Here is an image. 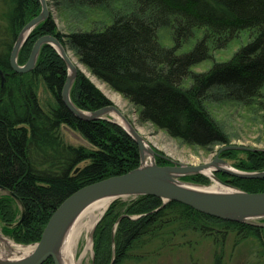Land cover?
Wrapping results in <instances>:
<instances>
[{
    "label": "trees",
    "instance_id": "obj_1",
    "mask_svg": "<svg viewBox=\"0 0 264 264\" xmlns=\"http://www.w3.org/2000/svg\"><path fill=\"white\" fill-rule=\"evenodd\" d=\"M0 15V218L15 222L5 232L25 242H38L55 210L80 188L138 168L137 141L104 118L77 117L64 103L62 90L68 66L57 49L42 45L36 66L15 71L11 54L20 32L42 11L41 0H1ZM84 25L61 33L49 16L22 46L18 60L28 61L43 35H55L97 78L119 92L136 109L139 120L151 122L186 144L208 149L230 138L209 109V101L231 100L255 107L264 97V0H59ZM85 9L79 14L80 9ZM169 29L173 45L160 31ZM238 39V48L224 60L215 52ZM194 41L191 49L184 47ZM214 60L210 68L194 67ZM3 72V75H2ZM3 76L5 79L3 80ZM43 82L54 96L45 108L38 95ZM71 98L80 109L95 111L112 100L84 73L78 72ZM76 128L93 148L64 141L61 126ZM264 162V152H251ZM244 162V161H243ZM250 162V161H249ZM83 166H81V164ZM251 163V162H250ZM240 166H246L242 164ZM246 167L264 171L252 164ZM217 175L249 192H264V177L246 178L223 171ZM188 179L208 182L201 175ZM2 191V189H0ZM18 198L23 209L17 218ZM125 208L113 238V225ZM139 215L137 218H132ZM17 218V219H16ZM182 230L237 232L260 242L264 225L223 219L179 202L142 194L114 202L97 227L95 264H125L148 239L164 236L169 227ZM43 264H55L49 258ZM215 264H221L219 258Z\"/></svg>",
    "mask_w": 264,
    "mask_h": 264
},
{
    "label": "rangeland",
    "instance_id": "obj_2",
    "mask_svg": "<svg viewBox=\"0 0 264 264\" xmlns=\"http://www.w3.org/2000/svg\"><path fill=\"white\" fill-rule=\"evenodd\" d=\"M47 3L50 16L55 19L58 30L61 33H68L84 25L82 21L85 19L79 20L77 18L78 14H75L71 7H67V10L63 9L61 7L62 4H59V0H47ZM3 12L4 6L0 0V15H2ZM83 12H85L84 8L79 10V14H83ZM160 34L162 42L166 46L173 45L174 41L169 29H161ZM240 42V40L235 39L227 46L216 51L215 61L229 58L238 48ZM193 43L194 41L187 44L184 47V51L191 49ZM68 53L76 59L78 72L81 71L88 76L112 100V105L116 106L121 111L127 118L128 123L133 126L140 136L147 141L150 148L155 151L152 155L154 157V162L158 166L199 165L213 162L215 157L219 156L223 159V162L218 163H224L234 170L241 172H261L246 167L247 165L251 166V163L259 166L258 168L264 169V162L258 161L255 158L249 159V157L252 156L251 152H264V101L255 107H249L231 100L211 99L209 101V109L228 134L230 141L225 145L216 144L211 148L201 149L190 146L181 139L172 137L165 130L154 126L151 122L140 121L135 107L127 99L119 92L112 89L107 83L92 74V72L79 61L72 50H68ZM213 62L214 60L203 62L194 67V69L201 71L210 68ZM38 95L42 105L46 109L54 103L52 92H50L42 81L39 83ZM82 110L92 112L85 109ZM116 115L115 110H109L102 115V118L116 123L128 132V130L118 122L115 117ZM61 136L64 141L69 144L93 148L92 144L82 133L67 124L61 126ZM133 138L135 139V137ZM142 163L143 159L141 156L140 165ZM83 164L84 163H82L81 166H83ZM242 164L246 166H240ZM217 172L218 171H216V175ZM196 175L207 177L208 182L188 179ZM217 177L220 181H223L235 189L244 190L241 187L233 185V183L225 181L218 175ZM173 179L180 183L199 187L212 186L214 184V181L209 176L197 172L177 174ZM0 194L11 195L8 190H0ZM138 196L139 195H127L110 201L107 210L96 223L95 227L90 232H83L81 237H79L77 245L74 247L76 264H95L96 230L103 221L110 206L119 200L124 203H129ZM13 207L17 212L16 217L19 218V214L23 209L22 202L18 198H14ZM125 208L126 207H123V213L116 218V222L113 225V238H115L119 221L127 215V213L124 212ZM138 216L139 215H134L132 218H137ZM245 221L264 225V216L250 218ZM15 224V222H5L0 218V233L7 239L22 246H31L37 243L20 241L12 234L5 232V227H14ZM163 232L164 236L161 238L159 237L154 240L148 239L146 244L138 251H135L133 258L128 260L125 264H215L217 258L220 259L221 264H264V252L260 246V242L252 237L242 236L237 232L216 230L211 234H207V232L198 230H182L177 224L169 227Z\"/></svg>",
    "mask_w": 264,
    "mask_h": 264
},
{
    "label": "water",
    "instance_id": "obj_3",
    "mask_svg": "<svg viewBox=\"0 0 264 264\" xmlns=\"http://www.w3.org/2000/svg\"><path fill=\"white\" fill-rule=\"evenodd\" d=\"M41 2V13L26 24L17 38L11 54L12 68L20 73L33 70L36 66L42 45L49 43L57 49L68 66V76L62 90V98L67 107L77 117L85 120L99 119L102 118V115L107 111L115 110L127 121V118L114 105H108L92 112H86L75 105L71 98V88L77 77L78 69L76 64L72 61L68 51L55 35L47 34L41 36L34 44L28 61L24 65L19 63V52L29 35L38 24L50 16L47 0H41ZM24 31H28V35L23 41H21L20 36ZM71 69L75 70L73 77L70 75ZM4 79L5 77L3 76V80ZM128 133L135 137L138 142L143 159L144 144L132 133L129 131ZM150 151L151 153H155L151 148ZM218 162H223V159L219 156H216L213 162L199 165L164 167L158 166L154 162V165L143 167L142 163L138 168L127 173L111 176L86 185L70 195L55 210L44 229L41 239L34 244L35 247L33 251L27 257L18 261L0 262V264H43L49 258H53L55 264H61V259L57 254V248L65 231L68 229L74 218L85 207L103 197H112L111 200L113 201L118 197L127 195L150 194L160 197L164 204L173 200L179 201L195 208L196 210L223 219L245 221L250 218L264 216V192H249L236 189V191L231 192L207 194L187 188L173 179L168 173V170H172L176 172V174L192 172L204 173L203 170L205 168ZM216 171H223L246 178L264 177V171L241 172L228 168H218ZM221 182L227 185L223 181ZM0 189L5 190L4 187H1Z\"/></svg>",
    "mask_w": 264,
    "mask_h": 264
},
{
    "label": "bare ground",
    "instance_id": "obj_4",
    "mask_svg": "<svg viewBox=\"0 0 264 264\" xmlns=\"http://www.w3.org/2000/svg\"><path fill=\"white\" fill-rule=\"evenodd\" d=\"M28 35V31H24L20 39L23 41ZM71 56V55H70ZM72 61L76 64V59L71 56ZM75 70H70V75L73 77ZM116 119L118 122L126 128L130 133L139 138L144 144L143 149V167H148L154 165V157L150 151V146L146 140H144L140 134L133 128V126L128 123L120 114L116 112ZM218 168H230L224 163H215L208 168H205L204 173L209 176L214 184L212 186H194L189 184L181 183L187 188L192 190L202 192V193H224L236 191V189L231 186L223 184L216 175V169ZM169 175L173 178L177 176L176 172L168 170ZM179 182V181H178ZM112 197L100 198L87 207H85L72 221L68 229L65 231L62 240L57 248V254L61 259V264H76L74 247L77 245L79 237H81L83 232H90L102 217V215L107 210ZM35 245L22 246L16 242L7 239L0 233V262H11L18 261L27 257L34 249ZM67 260V261H66Z\"/></svg>",
    "mask_w": 264,
    "mask_h": 264
}]
</instances>
